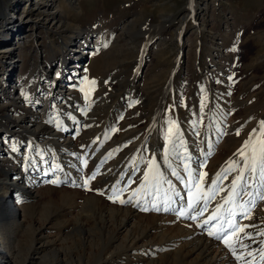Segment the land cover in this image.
Listing matches in <instances>:
<instances>
[{
	"label": "rangeland",
	"instance_id": "rangeland-1",
	"mask_svg": "<svg viewBox=\"0 0 264 264\" xmlns=\"http://www.w3.org/2000/svg\"><path fill=\"white\" fill-rule=\"evenodd\" d=\"M6 47L9 49L5 56L2 51ZM11 62L14 63L12 68L8 67ZM58 66L65 71L76 69L72 75L66 76L69 82L76 79L82 81L76 82L71 92L66 80L62 84L65 89H56L59 95L71 94L67 101L63 98L64 102L61 99L56 103L62 111L51 110L46 128L48 131L51 129L52 134L59 132L53 131L57 128L54 124L58 123L59 113L67 119V123H76L69 112L83 104L84 118L80 119L81 128L73 126V141L70 144L73 148L68 154L69 159H73L70 163L75 166H63L70 169L81 165L80 171H73L76 181L72 184L68 178H63L60 190L44 193L40 203L29 202V205H35L32 207L34 211L28 215L29 219L43 221L47 216H59L47 222L42 242L21 237L20 248L28 253L26 264H61L72 254L77 256L79 251L81 254L78 257H71L66 263L78 264L80 258L83 264H89V261L95 264V258L88 259L84 253L91 249L99 255L104 249L105 240L98 223L101 202L107 208L105 213L112 208L115 211L108 214L117 215L131 204L127 200L130 189L139 195L144 191L142 188L150 187L155 192H166V185L159 183L161 180L144 184L152 166L147 162L150 153L138 152L143 146L136 142L139 137L142 140L146 132L149 135L155 132L156 115L161 107L164 108L162 123L166 125L162 136L169 141L174 138L173 142H169L171 150L183 145L180 142L184 131H197L209 122L211 130L205 140L210 141L213 137L216 148L209 155L210 165L205 163L200 166L204 167L206 174L220 169L217 172L219 175L228 167L229 161H240L236 155L238 150L254 130L259 132L258 125L264 122V0H0L1 152L9 151L11 145L14 156L23 154V146L19 147V151L17 147L26 143L28 136L23 129L16 130L18 123L9 112L12 109L16 113L27 111V115L37 118L45 108V94H54L48 90L47 84L58 80ZM90 81H95V85L88 83ZM33 86L42 89L35 98L42 101L35 108L33 104L25 107L20 103L22 100H15L17 91L24 88L30 92ZM206 89L211 94H205ZM205 96L211 101H207ZM206 109L211 112L206 114ZM7 112L8 115L3 116ZM177 121L180 122L178 134H175L173 126L174 134L169 136L168 127ZM219 121H230L229 132L235 130L240 134L236 138L224 139L227 132L224 131V134L221 128L216 127ZM12 132H16L14 137ZM130 133L137 134L136 144ZM95 139L98 141H93ZM125 139H128L125 146L116 152L119 155L110 151L103 153L91 174L94 157L89 158V153H96V156L104 147L109 148L113 141ZM198 141L196 145L199 147L201 142ZM208 141L203 145L207 147ZM14 145L17 147L14 148ZM78 145H83L82 152L76 148ZM154 146H159L157 140ZM51 149L47 151L49 154H52ZM183 149L189 151L188 147ZM45 153L43 150V155ZM125 156H129V161L125 162ZM166 157L169 159V155ZM164 170L169 172L170 180L175 178V163L171 162ZM233 176V170L226 173L217 187H229ZM14 177L10 176V185H14ZM213 183L217 181L213 180L211 186ZM120 185L127 186L122 193L118 189ZM45 188L38 185L35 191ZM244 191H240L239 200H242ZM114 193L118 196L116 202L109 199ZM120 199L126 203L121 204ZM262 199L263 193L258 207ZM73 207L76 212L71 214L69 211ZM151 207L150 204L148 212L141 210L138 214H153ZM3 208L0 206L1 210ZM170 217L176 224V216L172 214ZM63 222L67 227L65 236L61 238L59 225ZM89 227L94 229L93 232L84 230ZM230 231L224 228L223 233ZM84 236L86 239L90 236L88 242L83 241ZM76 240H81L80 250L75 248ZM0 249L8 255L3 245ZM150 250L153 248L150 247ZM150 250L145 252L150 255Z\"/></svg>",
	"mask_w": 264,
	"mask_h": 264
},
{
	"label": "bare ground",
	"instance_id": "bare-ground-1",
	"mask_svg": "<svg viewBox=\"0 0 264 264\" xmlns=\"http://www.w3.org/2000/svg\"><path fill=\"white\" fill-rule=\"evenodd\" d=\"M5 30L7 29H4V31ZM11 31L13 30L11 29ZM8 32L6 33L9 34ZM8 49L9 47H6L2 51L5 56L8 55L6 54ZM220 57L222 58L223 56L220 54ZM8 64V67H14L13 62ZM53 67L55 68L56 66L54 65ZM59 70L60 74L58 75V80L55 82L51 80L52 82L47 84L48 90L50 92H54V94L53 96H49L47 93L45 94V108L41 111L37 118L27 115V111H19L16 113L14 112L15 110L12 109L9 112V115L15 117V121L18 123L15 126L16 130L23 129L26 133L25 135L28 136V140L23 145L19 144L18 147L15 145L13 146L14 148L17 147V151L20 150V146H23V154H20L17 157L13 155L11 145H9V151L6 153L0 151V160L2 161L0 162V173H2V178H0V206H4L2 210L0 209V245H3V248L8 254H4V252L0 249V264H26L25 260L28 257V253L25 254L20 248L21 237L30 238L32 241L36 240L42 242L43 240L41 237L47 227V222H51L59 216H47L46 219H43V221H41V219L35 220V218L29 219L28 215L34 211V208L32 207L35 206L31 204L29 205V202H33L34 200L40 203V201L42 202L41 198L44 193L47 192L48 194H51L60 190L59 184L63 181V178H68L69 182L72 184L76 181V177L74 178L73 176V171H80L79 167L81 165L70 169L66 167L64 168L63 166L64 164L75 166V164L70 163L72 158L69 159L70 156L68 157V154H70V149L73 148V146H70L73 141V137L71 136L73 126L76 125L77 128H81L80 119L84 118L82 117L83 104L73 107L69 112V114H72V118L74 119L73 121H76V123H73L72 121L67 123V119L65 117H61L62 115L60 113L57 115L58 123L54 124L57 128L53 129V131H59L58 133L56 131L58 137H55L56 134H52V130L50 128L49 131L46 128V119L50 116L51 110H53V112L62 111V107L57 106L56 103L61 99V101H63V98L65 99L64 101H67L66 98H68L71 94V90L75 88L74 84L82 81L76 79L69 82L65 79L66 76H70L72 73L76 72V69L74 68H70L65 71L58 66L56 68V72L59 73ZM69 78H73V76ZM63 80H66V84L69 85L68 89L70 92L67 94L68 96H62L56 93L57 88L58 90L59 88H66V86L62 85L65 83ZM206 83L209 85V80H207ZM40 91H42V89L37 88L36 86H33L30 92L22 88V90L16 92L14 98L17 102L22 100L20 103L24 104L25 107L27 104H33V107L35 108L37 104L42 101V99H35L36 95L39 94ZM204 93L211 94L209 89L204 90ZM206 99L207 101L210 100V98ZM163 109L164 108L161 107L157 112L155 122L156 129L153 134L149 135L146 132V134L142 135L143 139L141 140L139 137L137 139L138 141L136 140L137 134H130L132 135V141L135 142L136 140L140 147L143 146V149L138 150V152L149 151L150 160L148 159L147 162L152 164V161H155L156 165L160 166L159 170L162 172L163 179H160L161 181H159V183L166 185V192H155V190L153 191L149 185L148 187H150V189L142 188L144 191H142V194L140 195L133 189H130L127 200H130L131 204L129 207H126L123 210L121 209L122 211H119L117 215L108 214V212L111 213V211H115L112 210V208H109L108 212L105 213L107 208H105V204L102 201L98 210V223L99 229L102 233V238L105 240V246L99 255H97L95 251L87 249L84 253L85 256H88V259L95 258V264H264V256H262V252H264V235H261V233H264V199H262L263 201L260 204V207L257 206L262 193L264 198V182L261 181L259 173L256 174L255 181L250 180L248 178L249 174L245 173V180L242 188L238 189V195L234 197V203L224 204V200L227 199L229 195H232L230 189L233 182L229 183V187H226L225 185L224 187L221 182L223 187H216L213 190L211 188V183L213 180H216L218 176L217 172L220 169L212 171L211 174H206L203 169L204 167H200L205 163H211L209 161V155H211L216 148V145L214 144L215 142H212L213 137L210 141L207 140V147L203 145V143L207 142L205 139L207 134H209L208 132L211 130L209 122H207V124L202 126L200 129H197V131L195 130L196 132L194 130H189L188 132L184 131V136L181 138L182 142H180L183 143V145L178 147L175 143H173L177 147L171 150L172 147L169 146V142H173L174 138H170L171 140L169 141L167 138L164 139V135L162 136L166 127V125L162 123V116L164 114ZM209 111L210 109H206V114L209 113ZM6 115H8V112L3 116ZM0 119L2 120L1 117ZM179 123L180 122L177 121L175 125L179 126ZM231 125L230 121H219L216 125L217 128H221V131H223L222 133L225 134V132H227V135L223 137L226 140L230 139L229 137L233 138L237 136V132L235 130L229 132L228 128ZM258 127H260V124ZM217 128H215L216 132ZM15 135L16 132H12L11 136L14 137ZM44 136L48 137L45 140L40 139ZM7 137L4 138L5 141L7 140ZM17 140L18 139L16 138V141ZM127 140L128 139L113 141L109 148L104 147L96 156H94L96 153H89V158L94 157L91 161L90 173H94L93 170L97 167L98 160H100L99 158L103 153H109L110 151L115 154L120 148L125 146ZM148 140L150 141L148 142ZM156 140L159 143V146L157 147L154 146V141L156 142ZM197 140H200L201 148L196 145ZM93 141H98V139ZM184 147H188L189 151L185 152V149H183ZM76 148H79L78 150H80L83 148V145H78ZM76 148L74 147V150ZM49 149H51L52 154L47 152ZM43 150L46 152L45 155H43ZM180 150L181 152H179ZM197 150L199 152H197ZM80 151L82 152V150ZM166 155H169V159H167ZM128 159H130L129 156H125V162L129 161ZM171 162L173 164L175 163L176 171V176L172 180L168 177L169 172H165L164 170V168L169 166ZM236 162L241 165L243 164L241 159ZM125 165H127V163ZM185 165L188 166L187 168L189 170H183ZM189 172L192 174L190 179ZM238 174V170H233L234 176L232 178L234 179ZM11 175H15L13 181L14 185H10L9 183ZM166 177H168V179H165ZM57 179H59V181ZM100 179H98V181H100ZM56 180L57 183L52 182ZM38 185L39 187L46 188L35 191V188ZM121 185L118 189L122 193L127 186L124 187ZM198 185L200 189L208 193L207 196H204L198 191ZM4 188L6 189L5 192H3ZM243 189L246 190V192L244 191L245 194L243 195L242 200H239V193H241L240 191ZM134 192L139 196H133L132 193ZM161 195L164 196L161 197ZM193 200L199 201L195 207L191 206ZM150 204L152 206L155 205L160 210L157 211L155 207H151L153 214H138L139 211L147 209ZM221 205H223V207L221 208L219 218L217 220H213L212 216L216 214V209L220 208ZM75 207L72 208V211H69L71 214L76 212V209H74ZM229 210L235 213V215L230 216L228 214ZM65 212L67 213V211ZM181 212H183L184 215H180ZM57 213L60 212H56L55 214ZM172 214L176 216V224L173 222L174 218L172 219V217H170ZM67 215L70 214L67 213ZM228 220H231L232 224L236 227L244 229L243 232H238L235 236H232L229 241L232 244V248L235 249V255L233 254V251L224 244L222 239H216L215 236H210L208 234L209 231L212 230L218 235H231V233L227 234L221 231V229L228 228ZM205 221H207V223H205ZM222 221L224 223H221ZM209 226L212 227L209 228ZM66 227L64 222L59 225V236H62L61 238L65 236L64 230ZM84 230H90L93 232L94 229L89 227ZM229 230L232 232V229ZM245 233H247V237L245 236ZM89 238L90 236H88L87 239L84 236L83 241L88 242ZM76 241L77 244L75 248L80 250L81 240ZM150 247H152L153 250H150ZM36 249L39 250V248ZM146 249H148V251L150 250V255L145 252ZM80 252L81 251H79V254H81ZM248 253H252V255L250 256ZM79 254H77V256L72 254L70 258H76ZM237 256H240L241 259L238 260ZM70 258H65L61 264H67L66 262H68ZM78 264H83L82 259L78 258ZM89 264H91L90 261Z\"/></svg>",
	"mask_w": 264,
	"mask_h": 264
},
{
	"label": "snow or ice",
	"instance_id": "snow-or-ice-1",
	"mask_svg": "<svg viewBox=\"0 0 264 264\" xmlns=\"http://www.w3.org/2000/svg\"><path fill=\"white\" fill-rule=\"evenodd\" d=\"M91 85H95V81L88 82ZM83 91V89H81ZM88 93H86V96ZM173 126L176 128V133L178 134L179 128L178 125H174V122L172 126L168 129L169 136H172L173 133ZM237 135L240 133L237 132ZM242 161L243 164H238L236 161H229L228 167L222 172L220 175L217 176L216 181L219 182L221 178H223L226 173L232 171V170H238L239 174L234 178V181L232 183V187L230 189L232 195H229L227 199L224 200V204H232L234 203V197L238 195V189L242 188L243 182L245 180V173L249 174V179L252 181H255L256 174L259 173L260 179L262 182H264V122H261L260 124V130L257 132L256 130L253 131L252 134H250L249 139L245 141L244 145L240 150H238L236 154ZM187 165H185V168L187 169ZM149 175L145 176V184H148L149 182H155L160 179H163L162 174L159 172L156 162L152 161V166L148 169ZM191 172H189V179L191 178ZM206 175V174H205ZM94 179V177H93ZM53 183H57V181H52ZM85 183H88V181H85ZM213 190L217 187V183H213L212 185ZM197 189L199 192H201L204 196H207L208 193L204 192L202 189L199 188V185L197 186ZM91 190V189H89ZM103 194V193H101ZM133 196L137 195V193H132ZM115 197V198H114ZM116 198H118L117 194L114 193V196L109 197V199H113V202H116ZM119 202L121 204L126 203L125 200L120 199ZM198 200H193L192 205L195 207V205L198 203ZM206 203V201H205ZM153 207L156 208L157 211L160 209L153 205ZM223 205H221L220 208L216 209V214L212 216L213 220H217L219 218V214L221 212V208ZM147 210V209H145ZM167 210V209H165ZM230 216L235 215V213L231 212L229 210L228 213ZM180 215H184L183 212L180 213ZM194 218V217H191ZM207 223V221H205ZM221 223H224L223 221ZM227 227L229 229H232L231 235H218L215 231L210 230L209 235L215 236L216 239H222L224 244L228 246L235 255V249L232 248V244L229 242L231 240L232 236H235L238 232H243V228H238L235 225L232 224L231 220L227 221ZM221 231H224V229H221ZM261 235H264V233H261ZM245 236L247 237V233H245ZM248 255H252V253H248ZM262 256H264V252H262ZM237 259H241L240 256H237Z\"/></svg>",
	"mask_w": 264,
	"mask_h": 264
}]
</instances>
